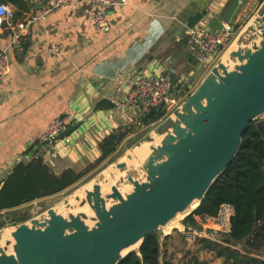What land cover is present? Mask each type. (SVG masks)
<instances>
[{"label":"water","instance_id":"1","mask_svg":"<svg viewBox=\"0 0 264 264\" xmlns=\"http://www.w3.org/2000/svg\"><path fill=\"white\" fill-rule=\"evenodd\" d=\"M262 116L264 0L188 98L108 165L104 172L118 177L101 170L62 210L0 228V264H119L146 236L198 207ZM257 128L264 134L262 122Z\"/></svg>","mask_w":264,"mask_h":264},{"label":"crops","instance_id":"2","mask_svg":"<svg viewBox=\"0 0 264 264\" xmlns=\"http://www.w3.org/2000/svg\"><path fill=\"white\" fill-rule=\"evenodd\" d=\"M44 2L0 0V4L13 9L15 22L39 15ZM261 2L127 0L108 12L109 29L101 31L90 19L94 7L77 1L35 21L10 48L9 72L0 80L2 181L16 164L29 163L38 156V136L53 119L64 116H70L69 128L74 130L59 139L57 157L48 161L43 156V162L56 174L67 169L81 172L101 156V140L128 123L111 102L122 99L126 92L124 87H116L113 79L117 74H152L170 66L180 76L191 78L197 64L185 28L199 23L211 30L228 26L234 36ZM11 36L12 31L1 25L0 50L9 45ZM50 43L61 45L62 54H49ZM100 103L104 107L96 109ZM110 104L113 106L107 108ZM232 213V207L223 205L217 218L204 221H216L217 226L222 221L223 233L228 232ZM208 231L201 229V237L212 239V234L218 232ZM253 256L264 260V254ZM214 258L222 264L220 258Z\"/></svg>","mask_w":264,"mask_h":264},{"label":"trees","instance_id":"3","mask_svg":"<svg viewBox=\"0 0 264 264\" xmlns=\"http://www.w3.org/2000/svg\"><path fill=\"white\" fill-rule=\"evenodd\" d=\"M112 106L110 104L107 108ZM103 107L100 103L96 109ZM164 115L162 108H153L138 119L139 127L155 124ZM260 119L264 126V116ZM257 120L249 123L243 132L240 149L225 172L213 182L198 207L183 221L186 229L191 226L196 230L197 218L201 221L215 219L223 205L232 207L228 232L213 233L214 239L198 237L196 241L197 251L213 253L222 264H264V260L253 256L264 254V134L258 130ZM132 130L130 126H123L105 136L98 144L101 156L81 172L67 169L56 174L44 164L40 152L29 163L16 164L0 187V213L74 187L105 160H108L107 164L113 161ZM28 219L30 217H24L15 224ZM178 227L180 220L163 230L169 232ZM166 239L167 236L161 237L158 232H153L144 238L137 251L128 254L119 264H173L163 251ZM183 264L209 263L193 256Z\"/></svg>","mask_w":264,"mask_h":264},{"label":"built area","instance_id":"4","mask_svg":"<svg viewBox=\"0 0 264 264\" xmlns=\"http://www.w3.org/2000/svg\"><path fill=\"white\" fill-rule=\"evenodd\" d=\"M77 1L92 5L94 11L90 16L91 22L97 29L107 31L109 29L108 12L126 4L127 0H45L39 15L20 22L14 21L13 9L8 5L0 4V27L4 25L7 30L12 31L9 45L0 50V80L9 72L10 48L19 43L20 38L28 33L33 23L53 10ZM184 34L193 48L196 64L202 70H210L233 39V32L228 26L211 30L200 23L186 27ZM47 50L53 56L62 54V47L59 44L50 43ZM113 80L116 87H124L126 90L122 99H111V102L115 112L125 116L128 122L127 127L133 124L139 127L138 119L153 108L160 107L165 109V113L171 112L189 95V86L185 78L170 66L162 67L152 74L142 71H135L128 75L117 74ZM70 121V116L53 119L38 136L36 146L39 147L42 157L47 156L48 161L57 157L58 136L69 128ZM2 176L3 171L0 169V187ZM183 236L186 241L201 237L196 230L183 231Z\"/></svg>","mask_w":264,"mask_h":264},{"label":"rangeland","instance_id":"5","mask_svg":"<svg viewBox=\"0 0 264 264\" xmlns=\"http://www.w3.org/2000/svg\"><path fill=\"white\" fill-rule=\"evenodd\" d=\"M208 71L209 69L208 70L199 69L197 65L194 67L192 71L193 74L190 76L191 78H188V79L185 78L187 86H189V94L192 93V91L199 85V83L203 80V78L206 76ZM188 96L185 99H187ZM167 115L168 113H165V115L162 117L161 120H159L157 123L152 124L150 126L138 127L136 126V124L131 125L130 127L133 130L131 134L123 141V143L118 148V152L116 154L117 156L115 155L116 156L115 158L120 156L131 145H133L135 142H137L143 136H145L148 132H150L153 129V127L157 125L159 122H161ZM109 164L106 163L102 167H99L98 169L96 168L97 169L96 172L98 173L99 171L102 170L101 171L102 175L109 173L108 175L111 177V179H113L114 176L118 177L119 173H117L114 169H113V172H104ZM96 172L94 174H91L88 177L83 178L74 187L68 190H65L59 194L52 195L46 198H42L40 200L38 199L37 201H33L32 203L22 205L18 208L1 212L0 213V227L6 228L9 226L15 225V222L23 219L24 217H27V215H29L30 218L38 216L39 214L43 213L44 211H46L47 209L51 207L55 208L57 211L62 210L66 201H68V196L70 195V193H72L75 189H77L84 183L89 182L93 178V176L97 174ZM132 175L140 179L142 178V174L140 172L134 171L132 172ZM81 210L86 211V209H81ZM186 216L180 219V227H178V229L173 228L169 232H165L163 229L157 231L158 235H160L161 237L162 236L168 237V239L164 240L163 242V251L165 252V257L170 258L173 264H183L186 260H188L189 258L193 256L199 260L208 261L212 264H217V262H214L215 255L213 253L207 252V251H197L198 245L196 244V241L198 237L195 238L193 241L185 240L183 236V231L186 232L188 230H193L191 226H189V228L186 229V226L183 223ZM215 222L216 221H213V220L201 221L200 219L197 218V226L200 228V230L202 229L203 231H208L211 229L214 232L218 231L220 233H223L224 231V226L222 224L223 222L222 221H221L222 223L219 222L218 226L214 224ZM218 227L220 228L218 229ZM196 232L200 233L197 229H196ZM3 239H4V233L0 235V242Z\"/></svg>","mask_w":264,"mask_h":264},{"label":"bare ground","instance_id":"6","mask_svg":"<svg viewBox=\"0 0 264 264\" xmlns=\"http://www.w3.org/2000/svg\"><path fill=\"white\" fill-rule=\"evenodd\" d=\"M197 204L191 205L189 207V209H187L185 212L177 214V216H175L172 220H170L164 227H162L161 229H164L166 227H169L170 225H172L173 223L177 222L178 220H180L182 217L188 215L191 211H193L195 209ZM137 246L134 247V249H136Z\"/></svg>","mask_w":264,"mask_h":264}]
</instances>
